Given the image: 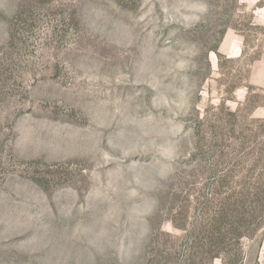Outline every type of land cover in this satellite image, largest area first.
I'll list each match as a JSON object with an SVG mask.
<instances>
[{"label": "rangeland", "instance_id": "rangeland-1", "mask_svg": "<svg viewBox=\"0 0 264 264\" xmlns=\"http://www.w3.org/2000/svg\"><path fill=\"white\" fill-rule=\"evenodd\" d=\"M262 3L0 0V264H264V227L190 260L202 227L182 210L202 186L184 180L196 117L246 96L225 102L237 68L210 49L238 58L221 23L264 29ZM242 74L264 94V55Z\"/></svg>", "mask_w": 264, "mask_h": 264}, {"label": "trees", "instance_id": "trees-1", "mask_svg": "<svg viewBox=\"0 0 264 264\" xmlns=\"http://www.w3.org/2000/svg\"><path fill=\"white\" fill-rule=\"evenodd\" d=\"M262 2L258 8L264 6V0ZM229 10L228 7L224 9L225 13ZM243 14L233 22L225 17L219 37L228 29L241 36L240 56L232 59L220 54L219 44L210 51L215 53L219 69L226 63H232L237 68V81L225 85L224 91L229 95L225 102L232 100L235 91L241 87L246 89L244 102L234 111L224 102L217 107L210 106L202 117H196L194 123V153L191 157L195 162L192 161L184 173V180L202 186L192 192V201L182 210L185 213L197 211L192 227L202 228L186 232L189 236L193 234L188 248L190 260L201 256L212 259L223 255L234 257L226 242L239 244L240 239L249 236L240 227H264V116L253 117L256 109H264V94L260 88L242 84L243 67H251L264 55V34L261 38L251 39L248 32H264V29L255 25L253 13ZM205 71L204 80L211 71L207 59ZM249 74L248 69L246 76ZM206 227L222 228L213 233ZM210 235L212 238H209Z\"/></svg>", "mask_w": 264, "mask_h": 264}]
</instances>
